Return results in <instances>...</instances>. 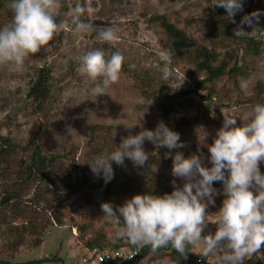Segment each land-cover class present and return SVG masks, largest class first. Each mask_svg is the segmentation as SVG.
I'll return each instance as SVG.
<instances>
[{
  "label": "rangeland",
  "instance_id": "rangeland-1",
  "mask_svg": "<svg viewBox=\"0 0 264 264\" xmlns=\"http://www.w3.org/2000/svg\"><path fill=\"white\" fill-rule=\"evenodd\" d=\"M214 2L60 0L57 21L64 27L48 45L38 53L30 54L22 70L0 65V147L2 138L11 140L12 144L27 146V142L37 135L43 147L59 153L61 159L75 156L80 164L91 163L114 150L129 131L137 134L143 128L154 129L159 120L178 132L185 145L171 150L155 149L146 141L144 150L150 159L144 169L134 167L125 159V165L117 166L121 170L114 173L109 183L105 184L102 177L95 176L86 196H75L65 204L61 203L62 209L50 208L40 201V193L36 201H31L38 190L37 181L25 183V186L15 181V170L26 154L16 148L8 160L9 165L0 166V200L9 193L16 196L11 203L0 207V213L9 214L10 210L14 213L5 222L0 221V259L5 261L4 264H22L45 257L59 260L43 264H96L89 257L91 247L87 241L96 242L107 236L105 249L112 248L117 227L115 218L103 214V202H110L115 209L134 194L145 193L143 181L152 176L160 179L162 187L167 184L172 189L173 162L165 157V153L171 151L174 155L182 151L185 156L196 153L206 135V141L212 142L223 123V114L237 117L240 124V117L250 112L255 103H264V15L260 17L258 27L253 29L254 37L260 43L259 50L243 51L234 36L221 37L220 21L214 23L216 29L211 28L213 13L219 8L213 5ZM11 3L12 0H5L4 4L0 1V28L11 22ZM78 3L93 10L90 16L85 15L86 22L97 27H112L119 36L118 42L109 45L98 41L94 32L77 33L69 13ZM257 9L264 11V0H244L243 12L235 16L237 24L243 15ZM163 14L180 27L193 31L199 41L216 48L220 60L227 56L226 51L239 48L238 55L228 56L231 65L238 58V72L208 82L205 89L192 91L188 96L186 92L194 90L196 83L206 75L197 71L190 59L169 56L164 47L167 35L154 20ZM235 27L236 24L233 29ZM244 27L247 31L252 30L247 25ZM96 49L103 50L108 57L117 51L124 57L119 80L110 86L109 95L101 97L90 92L98 81H92L78 71L81 57ZM156 63L161 68L167 66L172 72L168 83L173 89L185 78L179 89L172 90L161 80L162 73L153 67ZM44 65L53 70L52 98L37 111L26 91L30 73ZM242 82L246 84L245 88L241 87ZM131 126V129L127 128ZM202 151L208 155L207 148ZM176 179L181 183L179 178ZM214 187L222 189V183L214 182ZM222 199V195H217L215 205H209L208 219L214 218ZM215 230L216 226L209 223L202 234ZM121 243L133 247L127 241ZM191 252L194 257L183 260L167 250L150 253L141 258L139 264H220L217 257L202 256L199 245H191ZM244 264H264V246L246 257Z\"/></svg>",
  "mask_w": 264,
  "mask_h": 264
},
{
  "label": "clouds",
  "instance_id": "clouds-1",
  "mask_svg": "<svg viewBox=\"0 0 264 264\" xmlns=\"http://www.w3.org/2000/svg\"><path fill=\"white\" fill-rule=\"evenodd\" d=\"M213 5L226 10L228 20L236 24L233 30L236 37L254 36L253 29L264 15V11L257 9L243 15L237 24L235 16L243 12L244 0H215ZM10 7L11 22L0 28V65L19 71L26 58L48 45L64 25L57 21L60 0H12ZM92 11L79 3L71 9L74 30L80 34L94 32L98 41L114 45L119 36L112 27H97L84 19ZM245 25L252 30L246 31ZM81 61L78 71L98 81L91 88V95H109L110 86L120 78L123 55L117 51L106 59L104 51L96 49L84 54ZM153 67L162 73L161 80L172 90L183 84L185 78L173 89L168 83L172 79L170 69L161 68L159 63ZM241 87L245 88L246 84L242 82ZM223 116L212 142L206 141V135L196 153L188 156L182 151L174 155L171 151L165 153L173 162L171 192L134 194L115 209L110 202L101 204L103 214L115 218L117 225L112 244L127 241L136 249L150 246L152 252L171 244L185 258L188 245H199L202 256L217 257L220 264H244L246 257L261 250L264 246V173L260 169L264 164V103H255L250 112L240 117V124L237 117ZM146 141L155 149L185 147L179 133L159 120L154 129L143 128L137 134L129 131L114 150L89 163L90 171L107 184L114 177L113 162L124 166L127 159L134 167L144 169L150 159L144 150ZM202 148H207V156ZM214 182L222 183V189L214 187ZM217 195L223 196L222 204L214 218L208 219L207 209L215 205ZM209 223L216 226L215 232L202 234Z\"/></svg>",
  "mask_w": 264,
  "mask_h": 264
},
{
  "label": "trees",
  "instance_id": "trees-1",
  "mask_svg": "<svg viewBox=\"0 0 264 264\" xmlns=\"http://www.w3.org/2000/svg\"><path fill=\"white\" fill-rule=\"evenodd\" d=\"M0 1L4 4L5 0ZM214 14L215 16L211 20V28L215 27L214 23L220 21L221 30L219 29V34L221 37L234 36L233 27L235 24L228 20L229 18L226 16V10L219 7L213 15ZM237 17L239 16L237 15ZM154 20L160 23L163 31L167 35L164 47L169 56L175 59H190L195 65L196 70L203 72L206 75L196 83L194 90L186 92L188 96L192 91L197 92L201 89H205L208 82H213L216 79H221L225 76L231 77L240 69L238 58L232 65L228 58L231 54L232 58L236 54L238 55L239 48H237V50L236 48H232V50L226 51V53H228L227 56L220 60V52L216 48L209 47L205 43L199 41L193 31L188 28L180 27L166 14L156 16ZM245 30L247 31V28H245ZM234 38H237V43H241L243 51L257 52L259 50L260 43L254 36H234ZM105 58H108L106 54ZM30 78L29 84L27 85L26 95L31 102L36 104L37 111H39L38 108L44 106V104L52 98L53 70L51 69V66L48 65L37 67L34 73H30ZM209 95L211 94L209 93ZM174 98L176 101L177 97L174 96ZM98 138L100 139V137ZM2 140L3 143H1L2 145L0 147V166L5 163L9 165L10 161L8 160L12 153L15 152L16 148H21L26 152L25 156L20 159L19 168L15 170V181L20 182L21 186H25V183L30 181L38 182V190H35L36 192L33 194L31 201H36V196L40 193V201L46 203L50 208L58 207L59 209H62L64 206H62L61 203L65 204L66 201H69V199L75 196H86V191L95 181V176L90 171L89 162L80 164L75 156L67 160L64 158L61 159L59 153L50 152L43 147V144L40 143L37 135H34V137L27 142V146L12 144V141L7 140V138H2ZM102 141L104 142V137L102 138ZM112 167L114 173L121 170L116 164L112 165ZM260 169L261 172L264 173V164L260 165ZM143 184L145 193L154 192V194H163L164 192L172 191L167 184L162 187L160 179L154 176L144 180ZM160 185L161 188L159 189ZM127 186H131V182L130 185L127 184ZM14 198H16L15 193H9V195L4 196L0 200V207L11 203ZM0 214L2 215L0 216V221L3 222L9 217L14 216V213L11 212V210L9 211V214L4 212ZM107 240V236H104L102 239H97L96 242L88 240L87 243L91 248L99 247L104 249L106 248L104 244H108V242H105ZM111 246L113 249H117L124 246V244H122L121 241L115 245L111 242ZM164 250L169 251L171 255L179 259H186L185 256H182L171 246V244H169L166 247L160 248L156 252H152L150 246H145L141 248L140 254L135 259L124 264H139L140 259L146 255L150 253H159ZM185 255L190 258L194 257V254L191 252V245L186 247ZM54 260H59V258H54L53 260L48 257L37 258L23 262L22 264H43ZM4 263L5 261L0 259V264Z\"/></svg>",
  "mask_w": 264,
  "mask_h": 264
},
{
  "label": "built area",
  "instance_id": "built-area-1",
  "mask_svg": "<svg viewBox=\"0 0 264 264\" xmlns=\"http://www.w3.org/2000/svg\"><path fill=\"white\" fill-rule=\"evenodd\" d=\"M89 251L91 252L89 257L96 264H124L135 259L140 254L141 249L124 245L117 249L94 247ZM129 256H132V258H127Z\"/></svg>",
  "mask_w": 264,
  "mask_h": 264
}]
</instances>
